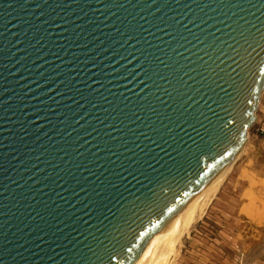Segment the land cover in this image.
<instances>
[{
	"label": "water",
	"instance_id": "obj_1",
	"mask_svg": "<svg viewBox=\"0 0 264 264\" xmlns=\"http://www.w3.org/2000/svg\"><path fill=\"white\" fill-rule=\"evenodd\" d=\"M263 89L264 0H0V264H132Z\"/></svg>",
	"mask_w": 264,
	"mask_h": 264
},
{
	"label": "rangeland",
	"instance_id": "obj_2",
	"mask_svg": "<svg viewBox=\"0 0 264 264\" xmlns=\"http://www.w3.org/2000/svg\"><path fill=\"white\" fill-rule=\"evenodd\" d=\"M241 150L171 264H264V89Z\"/></svg>",
	"mask_w": 264,
	"mask_h": 264
},
{
	"label": "bare ground",
	"instance_id": "obj_3",
	"mask_svg": "<svg viewBox=\"0 0 264 264\" xmlns=\"http://www.w3.org/2000/svg\"><path fill=\"white\" fill-rule=\"evenodd\" d=\"M242 150L212 181L194 194L165 226L154 234L132 264H171L177 246L193 224L202 217L220 186L240 157Z\"/></svg>",
	"mask_w": 264,
	"mask_h": 264
}]
</instances>
